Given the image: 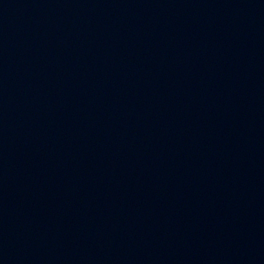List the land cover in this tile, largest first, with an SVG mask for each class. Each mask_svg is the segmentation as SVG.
<instances>
[{
  "label": "water",
  "instance_id": "obj_1",
  "mask_svg": "<svg viewBox=\"0 0 264 264\" xmlns=\"http://www.w3.org/2000/svg\"><path fill=\"white\" fill-rule=\"evenodd\" d=\"M0 264H264V0H0Z\"/></svg>",
  "mask_w": 264,
  "mask_h": 264
}]
</instances>
